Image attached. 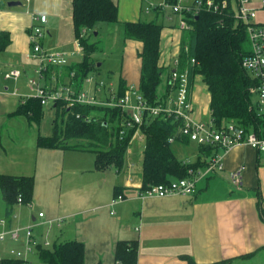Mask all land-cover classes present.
<instances>
[{"label": "crops", "instance_id": "obj_1", "mask_svg": "<svg viewBox=\"0 0 264 264\" xmlns=\"http://www.w3.org/2000/svg\"><path fill=\"white\" fill-rule=\"evenodd\" d=\"M112 1L118 6V22L109 25L140 20L139 0H130L124 10L120 8L122 0ZM9 2L20 5L8 7ZM248 6L257 9L251 0ZM154 14L159 16L158 12ZM40 15L46 16L43 46L50 51L73 50L72 0H0V32L10 38L8 46L0 51V175L34 179L32 202L25 206L30 216L25 227L32 226L35 234L51 244L81 242L85 264H114V245L121 240L138 242L137 264H187L182 256L191 257L196 264L226 260L229 264H264V220L259 211H264V154L245 145L227 151L217 148L215 155L221 157L222 169L205 174L194 194L141 200L140 172L133 171V166L130 171L113 166L98 170L93 153L37 147L38 128L23 116H16L15 111L24 103L23 96L30 93L27 83L34 77L29 75H34L36 64L29 57L28 29L32 19ZM262 19L256 14L257 24L264 23ZM161 26L159 66L167 67L178 57L185 32L174 31L170 23ZM125 41L131 48L118 80L124 79L127 87L136 89L140 60L134 53L138 56L142 44ZM82 58L76 55L70 63H79ZM99 67L96 63L95 74ZM10 70L20 71L17 81L4 78ZM47 72L43 86L54 85L53 75L59 83L67 84V76H60L57 69ZM190 99L193 120L209 121L210 96L198 76ZM256 100L255 96L253 106ZM194 159L191 162L198 160V154ZM241 166L244 170L237 188L229 176ZM116 188L123 201L110 206ZM18 206L22 205L15 206L11 218L19 216L15 213ZM1 212L0 219L4 218L7 225L0 226V233L12 228L3 203ZM39 213H43L42 218ZM51 233L57 235L53 241L48 240ZM17 244L6 239L0 256L7 258L5 252Z\"/></svg>", "mask_w": 264, "mask_h": 264}, {"label": "trees", "instance_id": "obj_2", "mask_svg": "<svg viewBox=\"0 0 264 264\" xmlns=\"http://www.w3.org/2000/svg\"><path fill=\"white\" fill-rule=\"evenodd\" d=\"M165 1L176 2V0ZM215 1L226 2V9L216 14L200 12L197 17L190 15L185 17L192 29L184 33L177 57L180 68L188 69L190 94L193 81L198 76L210 96V119L198 122L212 123L217 129L232 125L241 127L246 132L253 131L264 135V121L258 116L256 106L251 102L253 95L251 89L256 86V81L241 66L243 57L247 56L250 50L246 26L234 19L231 5L233 0ZM117 22L118 6L112 0H72L75 38H78L83 30L86 31L80 39L84 55L79 63L71 64L61 70L60 76H69L74 72L73 82L76 91L81 90L89 74L94 70L97 71L96 63L90 60L91 54L97 49L96 44L90 42L96 33L92 31L98 23ZM259 25L264 26V23ZM123 26L124 40L142 44L138 53L139 81L137 88L134 89L127 87L126 81L120 78L114 86L116 96H123L125 91H130L140 95L148 105L165 103L169 96V88L167 73L163 77L164 72L168 70L159 66L162 26L155 21L126 22ZM9 43V34L0 32V51H3ZM191 60L194 61L193 64L190 63ZM163 78L165 88L159 91ZM44 109L39 100L28 99L20 104L15 115L23 116L29 125L37 126L44 117ZM52 109L54 118L51 122V132L49 136L38 134L37 147L93 153L95 168L98 170L110 166L121 169L128 147L139 132L144 139L139 174L140 192L154 185H165L172 180L187 178L189 170L195 173L199 169H204L207 166L206 159L213 157L217 150L213 145L196 144L198 160L195 163L177 160L170 150L168 139L176 134L181 122L175 120L172 115L170 118L164 115L154 118L144 116L142 124L128 126V114L120 109L68 106L63 100L52 105ZM191 111L193 112L192 104ZM85 117L90 118L89 122L84 120ZM185 141L191 142L187 138L176 136L175 142ZM33 188L32 176L0 175V201L4 204L7 219L11 220L15 206L31 204ZM118 195L120 189L116 188L114 198ZM259 211L264 220V211L262 209ZM113 256L114 264H137L138 242L135 240L116 242ZM37 257L42 264H85L84 245L75 240L53 243L48 248H39ZM181 259L187 264H196L189 256H182ZM229 263L230 261L226 260L212 264ZM0 264H20V262L4 258L0 259Z\"/></svg>", "mask_w": 264, "mask_h": 264}, {"label": "built area", "instance_id": "obj_3", "mask_svg": "<svg viewBox=\"0 0 264 264\" xmlns=\"http://www.w3.org/2000/svg\"><path fill=\"white\" fill-rule=\"evenodd\" d=\"M250 0H233L232 14L236 21L246 26L249 54L243 57L241 66L249 72L256 81V86L251 89L253 95L256 96V109L258 116L264 121V26L256 24V12L250 8L248 4ZM226 2H218L215 0H176L175 3L164 2L162 5L145 8V14L152 10L158 12L159 15H165L166 19L171 22L175 20V25L182 32H188L192 29L190 23L185 19L186 16L197 17L200 12L219 13L226 9ZM46 16L40 15L32 19V24L28 29V39L30 46V59L35 62L34 77L28 80V94L24 95L23 101L28 99H37L44 107L55 105L59 101H65L68 106L82 105L93 107H106L111 109H120L128 114V126L142 124L144 116L151 118L160 115L168 118L174 117L179 120V126L176 134L168 139L171 144L175 142L176 136L187 138L189 141L197 145H213L222 151H227L233 147L245 145L248 148L264 154V135L256 132H246L241 127H233L228 125L226 128L217 129L212 123H202L194 121L192 118L191 102H190V84L188 79V69L180 68L178 58L174 59L167 66V85L169 88V96L163 104L151 106L138 94L125 91L123 96L117 97L115 88L109 85L107 88L102 82L92 81L91 78L85 79L86 82L92 84L91 90L85 91L83 87L76 91L73 78L74 72L67 76V84L59 83L56 76L51 77L54 85L49 88L43 86L47 77V71L55 68L59 71L70 66V60L76 55H84V48L80 44V39L86 34L83 30L78 38H75V48L65 51H50L46 49L42 42L46 36L44 25ZM185 50H187L185 48ZM194 63L193 60L190 61ZM20 71L10 70L4 75L5 79L17 81L20 77ZM59 76V75H58ZM59 84V85H58ZM24 101V102H25ZM172 115V116H171ZM79 117V115H77ZM166 117V118H167ZM84 120L89 122L90 118L85 117ZM221 157L214 155L211 157L204 172L188 171L189 177L183 179L172 180L165 185L151 186L144 192L139 193L141 200L150 198H165L170 196H190L195 193L197 181L207 173L221 170ZM244 167L241 166L230 173V181L232 186L239 187L241 182V173ZM123 201V197L118 195L110 202V206H114ZM20 202V200L18 201ZM39 218L43 217V213L38 214ZM7 225L5 219H0V226ZM23 232V236H21ZM9 239L12 242H18L21 249L10 248L5 253L8 259L19 261L20 264H29L28 258L33 253H38L39 248H48L51 243L43 239L40 235L33 232L32 226L23 230L6 229L0 233V247ZM0 259H4L0 256Z\"/></svg>", "mask_w": 264, "mask_h": 264}, {"label": "rangeland", "instance_id": "obj_4", "mask_svg": "<svg viewBox=\"0 0 264 264\" xmlns=\"http://www.w3.org/2000/svg\"><path fill=\"white\" fill-rule=\"evenodd\" d=\"M129 1L130 0H126L125 2H123V0L121 1V5H120L121 10H124V8H126V3H129ZM131 1L135 2V0H131ZM140 2L142 4L141 13H140L141 16H140V20H138L137 22L155 21L158 22V24L160 25L163 24L166 26L168 25V23H170L171 25L170 28L174 29V31H178V28L175 25V20L169 22L167 21L166 16L162 14L155 17L153 10L148 14H144L145 8L149 7L150 5L153 6L162 5L164 4L165 0H139V3ZM251 5L257 8L255 12L258 18H263L262 20H264V0H251ZM95 31L97 33V35L95 36L97 37L93 36V39H91L90 42L95 43L97 49L94 51V53L91 54L90 60L91 62L100 64L99 73L95 74L96 71L94 70L93 71L94 74H89V76L86 79L91 78L93 82L94 81L98 83L102 82L103 84H105V87L107 88L109 85L117 84L118 78L120 76L121 66L128 61L129 54H127V52L129 45L128 44L126 45L125 43L126 41L124 40V26H122L121 24H119L118 26H113L106 23H98L97 30L94 28L92 33L93 32L95 33ZM129 41L133 42L131 40ZM134 58L139 59L136 52L134 53ZM123 61H125L124 64ZM165 73H167V71L164 72L163 77H165L166 75ZM32 76L34 75H29V77ZM162 82L164 84L165 82L164 78ZM91 87L92 84H89L88 82L84 81L83 89L85 91H87L88 89L91 90ZM162 89L163 87L162 85H160L159 90ZM254 100H255V95H252L251 102L254 103ZM53 118H54V111L52 109V105L46 106L44 109V117L41 120L40 124L36 126V128H38L39 133L41 135L49 136L51 132V122ZM143 146H144V139L142 135L139 132H137L136 136L132 139L128 147V150L124 156L123 166L121 167V169H123L124 171L126 170L130 171L129 167L133 166L132 169L133 171L138 173L140 172ZM170 150L173 153V155L177 158V160L184 163L195 161L194 158L197 157L198 154V146L195 143H191V142L188 144L173 142L170 144ZM198 186L199 185H197V188ZM1 204L2 202L0 201V207ZM27 209L28 208H26L25 206L16 207L15 213L16 214L19 213V216L15 218H11V222H10L12 227L11 229L23 230L26 228L25 227L26 221L27 219L28 220L30 219V216H28ZM0 216H3L2 212L0 213ZM23 234L24 233L21 232V236H23ZM55 238H57V235L55 233H51L49 234L48 240L50 239V241H53ZM12 247L21 249V245L19 243ZM28 262L29 264H42L35 253L29 256Z\"/></svg>", "mask_w": 264, "mask_h": 264}, {"label": "water", "instance_id": "obj_5", "mask_svg": "<svg viewBox=\"0 0 264 264\" xmlns=\"http://www.w3.org/2000/svg\"><path fill=\"white\" fill-rule=\"evenodd\" d=\"M18 5H20V3H18V2H9L7 4L8 7H13V6H18Z\"/></svg>", "mask_w": 264, "mask_h": 264}]
</instances>
